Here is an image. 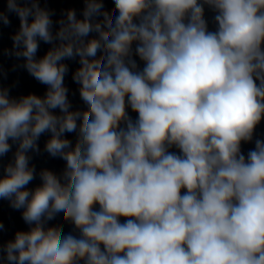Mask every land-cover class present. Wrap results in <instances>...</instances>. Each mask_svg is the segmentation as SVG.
Returning <instances> with one entry per match:
<instances>
[{"label": "clouds", "instance_id": "clouds-1", "mask_svg": "<svg viewBox=\"0 0 264 264\" xmlns=\"http://www.w3.org/2000/svg\"><path fill=\"white\" fill-rule=\"evenodd\" d=\"M80 2L0 0V264H264V0Z\"/></svg>", "mask_w": 264, "mask_h": 264}, {"label": "water", "instance_id": "water-1", "mask_svg": "<svg viewBox=\"0 0 264 264\" xmlns=\"http://www.w3.org/2000/svg\"><path fill=\"white\" fill-rule=\"evenodd\" d=\"M108 6L111 7V2L108 0ZM48 7L55 9L57 12V15H59L61 9H66L69 7H75L77 9L82 7V4L80 0H48ZM206 19L209 22V29L214 30V13L206 8ZM18 28V19L15 17H12V27L11 28H0V50L6 47H11V41L9 39V35L14 33V31ZM46 45L41 46L40 55L43 54L44 50L46 49ZM18 63L15 59H9L6 56L0 55V65L3 66V68L8 71V77L6 80H0V83H2L5 86H12V92L11 94L13 96H19V95H26L30 92L36 93L39 95H42L45 91L46 86L39 84L36 80H34L25 70L23 69H17L16 71H11V67L13 64ZM72 68L77 67L78 65L72 64ZM66 85L70 89V99L72 100L73 107L74 108H83L84 105L79 99V95L77 90V85H75L71 81L70 75L65 80ZM75 92L76 95H72V93ZM133 118H135L134 113L131 114ZM69 138L75 140L74 134H71ZM255 138L264 139V122L260 126L257 127ZM47 139V137H42L40 140V147L42 151V155L35 156L33 158V163L37 166V169L47 167L54 171H61L64 162L60 159H53L50 158L47 153H43V145L44 141ZM254 148V142L249 144H244L242 146L243 151L245 154L249 149ZM11 154H9L10 157ZM8 158H5L7 160ZM39 183V181H34L33 185ZM0 221H3L8 231L4 233H0V241H6L8 239L13 238L14 232L16 230H27V226L23 223V221L20 218V213L17 211L12 210L8 203L6 201H0ZM55 223V222H53ZM71 230L70 225H65L64 231L67 233Z\"/></svg>", "mask_w": 264, "mask_h": 264}]
</instances>
